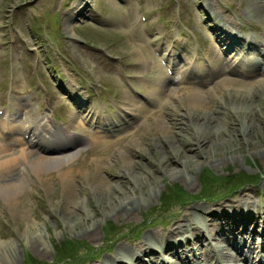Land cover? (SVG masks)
Wrapping results in <instances>:
<instances>
[{"label":"rangeland","instance_id":"374dc122","mask_svg":"<svg viewBox=\"0 0 264 264\" xmlns=\"http://www.w3.org/2000/svg\"><path fill=\"white\" fill-rule=\"evenodd\" d=\"M85 1L0 0V106L7 109L5 121L11 123L15 138L20 133L15 131L17 122H13L10 111L19 106L21 99L31 100V106L39 116L59 120L57 125L69 121L74 99L67 98L64 91V84L68 82L72 83L70 91L79 89L89 99V107L97 113L101 110L106 114L122 113L125 92L143 97L152 74L164 69L159 68L161 58H157L163 53L162 45L166 42H187L186 55L188 52L193 55L194 64L201 62L205 67L208 63L214 70L219 66V61L215 60L217 54L210 49L215 35L205 28L211 21L205 20L206 13L197 0H87L83 15L71 18L75 4ZM218 1L220 11L225 7L233 8L234 0ZM262 4L264 17V2ZM238 12L231 11L229 16L234 19ZM241 21L250 31H254L252 24L264 26L261 17L254 20L243 17ZM140 34L146 43L136 41ZM141 55L152 62L143 78L139 67ZM153 61H156L154 65ZM233 78L240 79L235 75ZM175 85L177 83L172 84ZM241 85L235 80L228 86L218 85L207 94L204 105L196 108L195 112L200 115H208L212 113L209 107L214 109L215 102L226 99L230 103L228 110L220 112L223 125L214 133V140L219 142L215 146L219 150L229 141L224 134L228 129L225 121L234 114L235 103L244 92L250 95L255 86L252 83ZM257 88L260 95L248 110L256 108L255 113L262 118L258 121L253 117L256 128L250 138L251 142L254 140L259 144L260 139L264 143V84ZM193 107L189 97H175L155 114L165 121L166 129L157 127L155 118L150 115L149 123L138 127L134 138L125 135L122 140L113 142L107 156L101 157L100 145L91 141L81 145L84 147L80 153L63 164L49 163L39 167L31 160L33 154H29L27 163L20 161L16 168L0 173V264H87L107 259L119 244L134 248L138 239L148 235L149 231L165 233L181 218L197 216L193 215L196 213L194 206L209 210L216 203L235 200L244 189L253 192L254 186L259 197L253 194L255 202L251 209H257L256 213L263 215L264 157L258 156L243 140L229 142L238 148V153L232 156L220 153L215 147L207 150L205 155L192 153L187 145L192 144L200 131L191 124L181 125L188 118L179 114L193 115ZM176 125L179 128L175 130ZM170 129L174 130L173 136L168 133ZM73 130L79 140L90 136L89 130L81 125ZM188 132L193 134L190 141L184 140L183 136ZM108 137L115 140L118 134L112 133ZM172 139L173 145L163 148V141ZM30 148L35 153L40 152L39 148ZM124 148L134 162H128ZM139 150L143 151L144 157ZM188 154L191 155L186 166L187 180L181 175H171L169 168L162 167L166 168L174 157L184 160ZM214 155L223 157L218 160ZM99 158L106 165L102 173L96 172L95 161ZM181 164L184 161L175 166ZM22 168L25 169L23 182L15 192H9L12 197H8L2 182ZM63 169L71 170L66 182L60 174ZM222 181L224 185L218 189L217 185ZM140 182L142 191L148 190L151 197L141 202L133 217L115 218L109 210L101 215L98 209L110 207V201L115 203L121 199V194L138 197ZM212 187L221 196L179 206L174 205L176 199L164 201V197H183L184 193H210ZM214 192L210 195H216ZM166 203L168 208L171 204L174 207L164 211ZM94 216L99 220L95 239L83 235V223L90 222ZM158 220L160 226L155 225Z\"/></svg>","mask_w":264,"mask_h":264},{"label":"bare ground","instance_id":"6f19581e","mask_svg":"<svg viewBox=\"0 0 264 264\" xmlns=\"http://www.w3.org/2000/svg\"><path fill=\"white\" fill-rule=\"evenodd\" d=\"M262 2L264 0H234L232 2L233 8L225 7V9L221 8L220 11L218 8L221 6L218 0H197L196 3L206 13L205 20L211 21V25L209 22L205 28L211 31L216 38L210 49L212 53L217 54L215 60L219 61L218 68L210 70L208 67L207 69L197 67L195 73L190 71V67L185 68V70L177 69L178 64L185 61L188 44L180 40H176V44L166 42L162 45V51L168 52V61L173 74L170 75L168 70L162 69V65H159L162 70L152 74L147 85L148 91L144 94L145 98L142 99L131 92H125L122 114L118 112L106 114L102 110L101 113H97L89 107V99L85 95L75 89L70 91L71 82L64 84V88L69 98L74 99L75 107L71 112L69 121L66 124H61V126H56L48 117H39L38 111H34L30 102L22 103L21 100L20 106L10 111L11 116L14 117L13 122H17L16 130H13L23 135L29 132L30 137L25 140L24 136L22 138L20 135L18 138L13 136L10 141L5 143L0 141V157L12 153L6 159L0 160V173L16 168L20 161L26 162L30 159L29 154H33L31 160L39 167L49 163L60 165L64 161L70 160L81 151V148L77 146L78 139L72 138L71 133L73 128L84 124H88V127L93 130L88 141L92 140L94 145H100L98 151H100L101 157L107 156L111 152L110 147L113 142L122 140L125 135L134 138L138 127L149 123L150 115L155 118L157 127L166 129L165 121L157 118L155 114L161 112L160 110L164 109L175 97L183 98L186 96L189 97L190 104L194 106V111L191 110L193 115L188 112L179 114L184 119L188 118L187 121L181 122V125L187 127L191 124L200 131L199 134H196L192 144L188 143L187 147L195 155H205L207 150L212 147L217 148L215 145H219L218 140H214V133L223 125L219 116L221 115L220 112L228 110L230 103L226 99L219 101V103L215 102L214 109L209 107L212 113L210 112L208 115H200L195 112L196 108L204 105L207 100L205 97L212 89L218 85L228 86L233 80L238 85L242 84L241 86L250 83L255 86L251 89L250 95L244 92L238 101L236 100L237 104L235 103V109L232 112L234 114L230 116L228 121H225L228 129L224 134L229 141H226L220 150L217 149L225 155H235L238 153V148L236 145H229V142L238 143L243 140L248 142L249 148L255 150L258 156L264 157L263 140L260 139L259 144L257 141H250V138L253 137L252 130L256 128L253 117L258 121L262 118L259 117L258 113H255L256 108L248 110L260 95V89L257 87L261 83L264 84V26H261L262 23L252 24L254 31H250L243 24L245 20L241 21L243 17H249L251 20L264 18L261 8ZM87 3L86 0L85 3L78 2L75 4L70 17L82 16V11ZM231 11H239L234 19L229 16ZM136 41L147 42L141 34L136 36ZM206 59L208 60V58ZM139 63L142 74L140 76L143 78L146 68L150 67L152 62L151 59L147 60L145 55H141ZM155 63L156 61H153V65ZM190 74H195L196 77L192 78ZM234 75L240 79L233 78ZM173 83L180 85L172 86ZM251 111L255 113V116ZM128 115L131 117L129 118ZM5 126V121L0 122V132H4ZM129 127L132 129L129 130ZM177 128L179 127L176 125L174 129ZM126 129L128 130L125 131ZM109 130L111 132H108ZM173 132V129L168 130L171 136H173ZM112 133L118 134L115 140L108 137ZM122 134L123 136H121ZM183 136L184 140L190 141L193 134L188 132ZM172 138L174 139V137ZM173 139L163 141V148L169 147ZM42 141L50 144L46 146L41 144V146L39 143L44 144ZM33 146H39L40 152L35 153L30 148ZM126 148H124L127 155L126 159L131 163L133 160L128 156ZM142 152L139 150L140 155L144 157ZM190 155L184 157V160L179 156L174 157V160L167 163L169 166L166 165L165 168L163 165L162 167L165 170L169 168L171 175L177 177L181 175L183 179L187 180L189 173L186 166L189 163ZM214 157L219 160L223 156L214 155ZM101 159L95 161L96 172L99 173H102L105 170L104 166H106ZM183 161L184 164H181L180 167L175 166V164L180 165ZM213 162L216 163V160ZM116 167H119V164H116ZM24 170L22 168V171L17 174L9 175L7 181L2 182V186L8 190V197H12L9 192H15L17 188H20L19 186L24 179ZM69 173H71L70 169H63L60 173L65 182L70 178ZM141 185L140 182L138 197L131 196V194L124 197L121 194V199L115 203L111 200L110 207L106 206L103 210L99 208L98 211L101 212L102 216L109 210L113 212L115 218L133 217L141 202L151 197L148 190L142 191L143 186ZM112 189L114 191L116 186ZM256 190L255 186L253 192L244 189L241 194L235 196V200L216 203L209 210L204 206H194L193 210L196 213L193 215L197 214V216H193L191 219L181 218L165 233L149 231L148 235L138 239L134 248L119 244L118 249L110 253L107 259L87 264H232V262L237 264H264V214L262 215V212L256 213L257 209H251L255 202L252 198L253 194L257 195ZM110 194L112 193L110 192ZM261 195L264 197V190L261 191ZM257 196L259 197V195ZM239 212L240 214H238ZM83 224H85L83 235L86 234L95 239L99 220L94 216L90 222ZM220 241L225 242L231 248H222L225 244H221Z\"/></svg>","mask_w":264,"mask_h":264},{"label":"trees","instance_id":"16d2710c","mask_svg":"<svg viewBox=\"0 0 264 264\" xmlns=\"http://www.w3.org/2000/svg\"><path fill=\"white\" fill-rule=\"evenodd\" d=\"M230 183V182H229Z\"/></svg>","mask_w":264,"mask_h":264}]
</instances>
